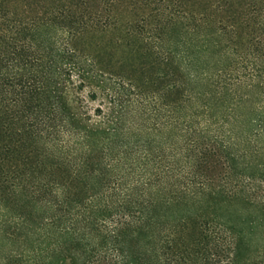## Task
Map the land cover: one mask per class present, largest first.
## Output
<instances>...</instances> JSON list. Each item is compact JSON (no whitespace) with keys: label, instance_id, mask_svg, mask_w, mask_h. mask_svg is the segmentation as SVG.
Here are the masks:
<instances>
[{"label":"trees","instance_id":"obj_1","mask_svg":"<svg viewBox=\"0 0 264 264\" xmlns=\"http://www.w3.org/2000/svg\"><path fill=\"white\" fill-rule=\"evenodd\" d=\"M0 264H264V0H0Z\"/></svg>","mask_w":264,"mask_h":264},{"label":"rangeland","instance_id":"obj_2","mask_svg":"<svg viewBox=\"0 0 264 264\" xmlns=\"http://www.w3.org/2000/svg\"><path fill=\"white\" fill-rule=\"evenodd\" d=\"M97 103H95L94 105H96Z\"/></svg>","mask_w":264,"mask_h":264}]
</instances>
